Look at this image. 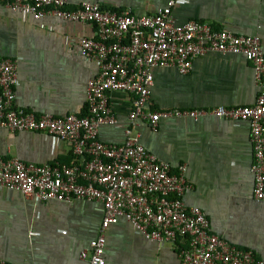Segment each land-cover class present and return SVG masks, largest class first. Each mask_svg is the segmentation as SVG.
Masks as SVG:
<instances>
[{
  "label": "crops",
  "instance_id": "obj_1",
  "mask_svg": "<svg viewBox=\"0 0 264 264\" xmlns=\"http://www.w3.org/2000/svg\"><path fill=\"white\" fill-rule=\"evenodd\" d=\"M168 0H69L68 8L90 2L103 9L152 14ZM176 23L197 19L215 29L257 35L264 48V0H188L173 8ZM92 22L55 16L35 19L0 0V58L16 62L14 106L36 115L84 113L87 85L99 73L93 59L79 51V40L94 37ZM147 112L252 105L264 92L253 64L240 54L208 52L197 57L189 73L174 67L154 69ZM133 96L112 93L110 106L118 124L102 127L99 138L120 143ZM141 143L172 173L184 174L191 189L187 206L204 210L211 230L264 263V201L254 194L250 123L217 116L162 118L156 127L138 119ZM0 156L35 164L80 162L70 145L39 131L0 127ZM104 215L100 201H36L20 191L0 187V260L9 264H88L81 258L98 236ZM106 264H181L180 246L146 239L121 219L107 231Z\"/></svg>",
  "mask_w": 264,
  "mask_h": 264
},
{
  "label": "built area",
  "instance_id": "obj_2",
  "mask_svg": "<svg viewBox=\"0 0 264 264\" xmlns=\"http://www.w3.org/2000/svg\"><path fill=\"white\" fill-rule=\"evenodd\" d=\"M7 6L35 19L55 16L66 21L92 22L96 35L79 40V51L93 59L99 73L87 85L86 113L36 115L14 106L18 83L16 62L0 58V127L39 131L67 142L80 162L35 164L0 156V187L15 189L36 201L96 200L104 205L98 236L81 252L88 264H106L107 231L121 219L132 223L146 239L180 246L181 264H264L249 249H241L211 230L204 210L189 207L184 195L191 189L182 173L150 152L135 131L138 119L152 127L170 116H217L250 123L254 162V194L264 201V92L252 105L194 110L147 112L154 86V69L174 67L189 73L197 57L208 52L240 54L250 61L264 86V48L257 35L215 29L190 19L176 23L173 8L188 0H168L152 14L131 9L112 11L85 2L74 9L69 0H5ZM133 96L124 140H100L99 131L118 124L110 106L112 93ZM0 264H9L0 260Z\"/></svg>",
  "mask_w": 264,
  "mask_h": 264
},
{
  "label": "trees",
  "instance_id": "obj_3",
  "mask_svg": "<svg viewBox=\"0 0 264 264\" xmlns=\"http://www.w3.org/2000/svg\"><path fill=\"white\" fill-rule=\"evenodd\" d=\"M85 113H86V111H85Z\"/></svg>",
  "mask_w": 264,
  "mask_h": 264
}]
</instances>
